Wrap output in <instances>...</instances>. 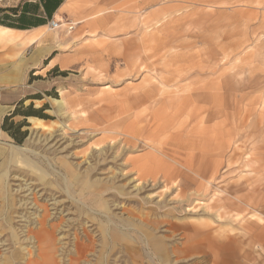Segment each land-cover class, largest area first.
<instances>
[{"label":"rangeland","instance_id":"374dc122","mask_svg":"<svg viewBox=\"0 0 264 264\" xmlns=\"http://www.w3.org/2000/svg\"><path fill=\"white\" fill-rule=\"evenodd\" d=\"M37 2L0 0V24H26L40 9ZM97 4L98 13L113 5ZM157 5L162 12L155 18V2H118L112 9L137 22L126 35L131 42L77 49L76 60L41 71L21 87L13 121L22 124L25 136L19 143L10 135L0 138L1 264H20L17 249L26 244L22 230L28 219L34 225L39 206L49 212L43 243L59 264H264V0H161ZM136 33L140 39L134 40ZM158 39L172 47L160 57L151 48ZM154 64L173 71L174 89L218 73L226 78L221 85L229 96L221 116L234 132L225 136L221 151L180 145L174 134L184 132L177 122L154 132L126 128L135 112L117 106L116 99L150 87L139 84L154 74ZM28 110L36 114H22ZM148 142L184 147L196 156L193 171ZM149 152L162 158L157 160L162 165L174 164L192 176L206 163L198 156L213 164L204 178L181 176L179 185L166 191L167 180L177 174L173 166L167 174L161 169L142 174L131 161ZM194 205L203 207L187 212ZM195 224L212 235L199 234ZM76 236L89 253L72 261Z\"/></svg>","mask_w":264,"mask_h":264},{"label":"bare ground","instance_id":"6f19581e","mask_svg":"<svg viewBox=\"0 0 264 264\" xmlns=\"http://www.w3.org/2000/svg\"><path fill=\"white\" fill-rule=\"evenodd\" d=\"M208 53H209V51H208ZM200 63H201V60H200ZM154 65L156 67V69L154 70V74H152V72H151L150 73L151 76L148 75L149 78H147V75H146L141 80L142 84H139V86H143V82H147L151 85V86L149 85L150 87L147 86L148 87L147 89H145L144 91H142L139 94L132 95L133 97L124 96L126 94L122 93V94H119L118 99H116L117 102L119 103V104H117V106L123 107L124 109H130L131 108L135 112L133 119L130 121L128 120L129 122L126 123V125H125L126 128L128 130L131 129L130 130L131 132H132V130H135V129H142L144 132H146V129H149L152 132H154L155 129H159L162 126L164 128H167L169 125H172L173 123L177 122L176 128L182 129V131L184 132L183 136H181L180 133L174 134L176 141L179 140L180 145H188L189 143L195 144V145H199V144L205 145L206 144V145L210 146L211 149L216 150L217 152L221 151V149L224 146L223 142L224 143L226 142L225 136L230 135L234 132V129L232 127H229L224 122V120L221 116L223 113V110H224L223 109L224 99H226L229 96L228 93L223 91V85H221L222 82L224 83V86L226 85V78L223 77L221 73H218L219 75H217V77H215L213 79H210V82L199 81V82H197L196 85L187 83V85H185V86H177L175 88L176 89L175 90L174 88H172L173 85L170 84V81H171L170 75L173 71L169 70V68L167 67L168 65L167 64H162L164 66L161 65V67H163V68L165 67V70L162 69L161 67H158V64H154ZM208 67H210V66H208ZM217 67H219V66H217ZM200 69H201L202 73L207 71V70H205L206 68L204 66H201ZM208 72H209V70H208ZM173 81H174V79H173ZM147 83H144V84H147ZM191 90H194V91H191ZM177 102L179 103V105L175 106V103H177ZM188 103H190L189 108H187ZM210 104H211V106H210ZM211 109H214V110H211ZM114 113H115V111H114ZM152 132H149L148 134L153 135ZM191 136L199 138V140H200L199 143H196L194 140H189ZM201 141H204V143H202ZM227 142H226V144H227ZM148 143H149L148 145H151L158 150H162L164 152V154L169 156L167 158H169V159L171 158L173 161H175V164L178 163L180 166L185 167L186 170H192L193 171V166H195L193 158L195 155L193 156V158L190 157L189 156L190 154L188 155V153H186L184 151V147L182 150L180 148L173 149V148H170L168 146L158 147L159 145H162V144H157V145L153 144L152 145V142H148ZM192 150H193V148H192ZM189 153H191V152H189ZM149 156H150V159H151V157L153 158L152 162H148L147 160H146L147 162L143 161V160H145L146 157L149 158ZM158 159L162 160V158H159L155 153L149 152L146 155H142L140 157H134V158H132L131 161H132L134 166L136 164L135 167L142 174H144V173L145 174L146 173H155L156 171H159L160 169L164 170V171H160L161 173L167 174L168 171L171 169V167L174 164L165 162V165H162L159 161H157ZM229 159H230V156H229ZM197 160L206 161V163H204V166H203L204 169L198 173L197 172L194 173V175H196L202 179V178H204V176H206V174L208 172V166H210L211 163L213 164V161L209 160V159L205 160L204 158H201V157L199 158V156H198ZM154 161H155V163H154ZM157 163H158V165H157ZM173 168H175V170L174 169L173 170L176 171L177 174L172 173L170 179L167 180L170 182L169 183L170 186L169 185H168L169 187L166 186L167 187L166 191H169L171 188H176L179 185V181H180V180H178V178L181 176L185 177L186 179H189L191 181H196L194 175L192 176L191 174L187 173L185 170H182L179 167L173 166ZM209 183H210V181H209ZM211 183H212V181H211ZM213 183H214V180H213ZM166 191H164V192H166ZM196 197H197V195H196ZM196 199H199V198H196ZM184 200L185 199H183V200L181 199V201H184ZM197 206L198 205L187 206L186 207L187 212L188 211L194 212V211H197L198 208L203 207V205L202 206L200 205V207L199 206L197 207ZM48 216H49V212H48L47 207H44V206L40 207L39 206V211L35 215L34 225L32 224V221L30 219H28L26 221L24 228L22 230V233L24 234V238L26 240V244L23 247H19V249H17V253L20 255V258H21L20 264H59L58 261L55 259L53 250L48 246L47 243H43L45 238H46V235L48 234V228L49 227H47V226L49 224L48 225L46 224ZM216 217H217V215H216ZM166 220H167V218H166ZM201 227H203V226L201 225ZM50 228H52V226H50ZM195 230L199 231L198 232L199 234L209 235V236L212 235V231L205 230V227H204V229H202V228H199V226L197 227V225H196ZM216 234H218V232ZM89 239H90V237H89ZM200 248H202V247H200ZM215 248H216V246L211 247V249L213 250L214 253L218 251ZM32 249L36 250L35 257H34V251L35 250L32 251ZM85 249H86V247L84 246V243L82 242V240L76 236L75 237V243H74V250H73L72 255H70V258H71L70 260L76 261V260L83 258L84 254L86 252H88V250L85 252ZM87 249H89V248L87 247ZM1 259H4V257ZM67 261L69 262V260H67Z\"/></svg>","mask_w":264,"mask_h":264},{"label":"crops","instance_id":"0c3cea01","mask_svg":"<svg viewBox=\"0 0 264 264\" xmlns=\"http://www.w3.org/2000/svg\"><path fill=\"white\" fill-rule=\"evenodd\" d=\"M30 1L33 4L38 1L37 6L40 7L37 8V13H32L36 16L34 19L29 18L26 24L20 25L0 24V138L9 136V133L2 129V123L4 118L13 112L15 103L21 97V87L31 76L40 74L41 71L48 72L52 67L61 66L68 60H76L77 49L87 51L86 46L105 41L110 44L118 41L123 43L120 40L131 42L132 39H127L126 35L132 32L131 28L137 22L133 15L127 16L123 12L113 10L115 4L132 1L155 2V7L152 8L154 17L157 18V14L162 12V7L157 5L161 0H104L113 5L103 13L97 12V2L103 0H28ZM49 13L51 19L74 22V28L71 31L64 28L50 29L48 23L51 19L47 24L44 22ZM105 18L108 20L104 21ZM133 38L140 39L139 34L136 33ZM157 41L151 48L158 51V57L163 49L172 48L161 39ZM188 46L192 48L195 45L189 42ZM61 50L69 51L65 53ZM196 81L204 80L188 83L194 84ZM14 117L11 119L14 120Z\"/></svg>","mask_w":264,"mask_h":264},{"label":"trees","instance_id":"16d2710c","mask_svg":"<svg viewBox=\"0 0 264 264\" xmlns=\"http://www.w3.org/2000/svg\"><path fill=\"white\" fill-rule=\"evenodd\" d=\"M18 113V109H14V111L4 118L2 123V129L7 131L11 137L14 138L16 142H21L25 136V131L21 130L22 124L15 123L11 118ZM25 116L36 114L33 110H28L25 113H22Z\"/></svg>","mask_w":264,"mask_h":264},{"label":"built area","instance_id":"2783aa9c","mask_svg":"<svg viewBox=\"0 0 264 264\" xmlns=\"http://www.w3.org/2000/svg\"><path fill=\"white\" fill-rule=\"evenodd\" d=\"M75 26L74 22H70L67 20H57V19H51L48 23V27L52 30L64 28L66 31H71Z\"/></svg>","mask_w":264,"mask_h":264}]
</instances>
